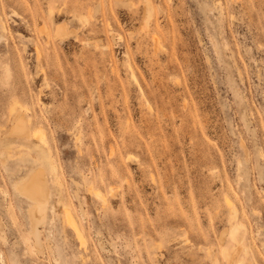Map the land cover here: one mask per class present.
Wrapping results in <instances>:
<instances>
[{
  "label": "rangeland",
  "instance_id": "rangeland-1",
  "mask_svg": "<svg viewBox=\"0 0 264 264\" xmlns=\"http://www.w3.org/2000/svg\"><path fill=\"white\" fill-rule=\"evenodd\" d=\"M0 18V151L21 110L60 181L44 163L37 246L14 186L38 140L5 136L0 264H264V0H0Z\"/></svg>",
  "mask_w": 264,
  "mask_h": 264
},
{
  "label": "bare ground",
  "instance_id": "bare-ground-1",
  "mask_svg": "<svg viewBox=\"0 0 264 264\" xmlns=\"http://www.w3.org/2000/svg\"><path fill=\"white\" fill-rule=\"evenodd\" d=\"M5 29H6V27H5L3 18H0V30L2 32H4ZM53 32H54V30H53ZM40 33H43L45 38H50L49 32L46 31L44 28L40 29ZM12 111H15V112L12 114V116L10 118L11 119L10 129L8 130L7 136L6 135L5 136L6 137L14 136L15 138H20V139L21 138H28L29 136H33V137L37 138V140H38V144L36 147L38 148V151L41 155V157H39L41 164L38 163V165L35 168L30 169L29 172L20 181H18L14 187H16L15 189L20 193V195L22 194L21 196H25L26 198H28L33 203L32 207L30 209V213L33 216V217L31 216L32 217L31 232H32V235L34 237L35 243L37 244V246H40L39 244L41 241H40V236H39L38 225L41 223H45L44 222L45 221L44 220V218H45L44 212L46 211L45 210L46 206H47L46 204H47V200H48L49 195H50L47 175L43 169V164L46 163V165L49 168L50 173L54 174V178L56 179L55 181L57 183H60V181L58 179V175L56 174L57 173V166L55 165L54 161L51 159V156L44 154V153H46V150L44 149L45 148L44 144H46V140H45V136H44L43 132L42 131L31 132L30 131V125H29V119L22 114V111L17 110L15 108H10L9 115ZM1 135H3V134H1ZM5 136H3L4 148L2 149V151H0V155H1L2 160H4L5 155L7 154L6 150L9 148V145L12 143V140L7 139ZM102 196H103V194H102ZM229 201L231 202V200H229ZM227 203H229V202H227ZM233 205H230V206L232 207ZM231 214H232V218L235 219L237 216V210L235 207L232 209ZM64 215L66 218V222L74 230V232L79 237V239L84 240L82 238V231H81L80 225L75 220V218H74L73 214L70 212L69 208L65 209ZM241 226H242V224L237 223L236 225L232 226V228L230 230L231 239L235 243V245H237L238 247H244L245 246L241 242V238H238L236 236V232H237L238 228ZM81 242L83 243V241H81ZM239 250H241V248ZM245 250H246V248H245ZM226 252H227L226 249H224L225 255H226ZM232 252H230L231 256L234 253H235V255H237L236 252H234V251H232ZM226 257H227V255H226ZM227 258H229V257H227ZM232 258H229V259H232Z\"/></svg>",
  "mask_w": 264,
  "mask_h": 264
}]
</instances>
